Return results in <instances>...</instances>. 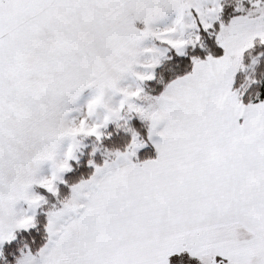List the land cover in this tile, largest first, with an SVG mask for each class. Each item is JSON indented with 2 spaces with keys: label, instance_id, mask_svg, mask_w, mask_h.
Listing matches in <instances>:
<instances>
[{
  "label": "snow or ice",
  "instance_id": "snow-or-ice-1",
  "mask_svg": "<svg viewBox=\"0 0 264 264\" xmlns=\"http://www.w3.org/2000/svg\"><path fill=\"white\" fill-rule=\"evenodd\" d=\"M0 264H264V0H0Z\"/></svg>",
  "mask_w": 264,
  "mask_h": 264
}]
</instances>
